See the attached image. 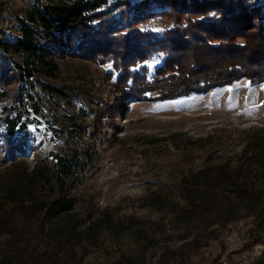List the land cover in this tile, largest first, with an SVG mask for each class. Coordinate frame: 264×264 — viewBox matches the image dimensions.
Masks as SVG:
<instances>
[{"label":"rangeland","instance_id":"rangeland-1","mask_svg":"<svg viewBox=\"0 0 264 264\" xmlns=\"http://www.w3.org/2000/svg\"><path fill=\"white\" fill-rule=\"evenodd\" d=\"M32 3L0 0V37L14 36L17 13ZM171 24L158 14L143 27L162 33ZM163 59L156 55L136 69L150 84ZM59 63V76L48 81L66 89L70 99L58 104L45 96L43 114L29 127L26 152L10 159L0 148V264H177L162 252L200 230L213 235L192 254L191 264H264V235L260 241L251 235L245 204L229 199L230 183L213 181L223 165L231 174L244 170L259 150L264 82L244 76L173 99L149 85L141 88L144 93L138 90L140 96H124L114 60L65 56ZM18 86L0 87L9 93L0 99V115ZM87 111L94 114L83 116ZM69 114L84 123L81 144L96 150L97 159L76 185L77 206L61 220L73 229L58 244L47 236L41 216H23L10 204L14 193L46 191L33 169L57 146L51 126ZM229 217L237 218L225 222Z\"/></svg>","mask_w":264,"mask_h":264},{"label":"trees","instance_id":"trees-1","mask_svg":"<svg viewBox=\"0 0 264 264\" xmlns=\"http://www.w3.org/2000/svg\"><path fill=\"white\" fill-rule=\"evenodd\" d=\"M158 14L169 16L171 26L162 33L143 27ZM16 18L14 36L0 37V87L19 83L11 95L13 102L0 115V148L10 159L26 152L29 127L43 114L45 96L58 104L60 99H70L66 89L48 81L59 76V60L65 56L114 60L121 71L118 80L124 96H140L141 88L149 85L163 99H173L210 91L244 76L264 82V0H33ZM156 55L164 59L149 84L136 67L145 68L144 63ZM0 95L6 98L9 93ZM83 132L84 123L75 114L53 124L50 133L57 146L33 169L46 191L11 196L12 208L23 216H41L47 236L58 244L73 229H66L61 220L77 206L76 185L97 159L96 150L82 146ZM258 149L244 170L231 174L223 165L213 181L232 185L227 195L245 204L253 219L251 235L260 241L264 235V129ZM212 235L211 230H200L162 254L177 264H191L192 254L208 246Z\"/></svg>","mask_w":264,"mask_h":264}]
</instances>
